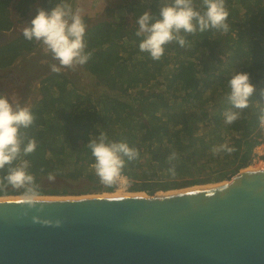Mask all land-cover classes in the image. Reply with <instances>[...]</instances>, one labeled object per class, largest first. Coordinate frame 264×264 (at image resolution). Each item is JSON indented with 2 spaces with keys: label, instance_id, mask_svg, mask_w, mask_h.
<instances>
[{
  "label": "trees",
  "instance_id": "trees-1",
  "mask_svg": "<svg viewBox=\"0 0 264 264\" xmlns=\"http://www.w3.org/2000/svg\"><path fill=\"white\" fill-rule=\"evenodd\" d=\"M58 2L0 0V31L13 28L12 10L24 17L36 6L50 11ZM164 2L134 0L128 4L129 22L104 20L95 27L98 35L85 34L86 51L92 56L82 67L97 85L119 96L75 92L68 88L67 77L59 73L41 80V98L31 108L34 121L20 130L24 143L35 138L37 148L0 169V178L7 175L9 167L27 160L28 172L35 178V196L69 194L63 188L60 191L62 186L48 189L43 185L49 172L55 173V179H86L99 185L91 167L95 158L87 145L101 132L107 136L106 143L123 142L137 150L138 156L133 160L122 156V176L129 181L128 190L133 193L151 196L188 185L229 181L251 164L253 149L261 138L259 117L264 110V0H225L229 11L227 33L212 28L194 34L181 31L186 46L173 41L165 46L161 59L153 61L139 50L143 36L135 34V20L145 11L158 14ZM237 3L245 9L235 19L232 12ZM193 7L201 13L205 11L202 0H193ZM35 46V40L27 41L19 35L0 48V67L11 65ZM197 60L201 61L198 67ZM212 62L215 66L210 65ZM236 72L249 73L255 86L249 106L242 110L234 108L227 99V82ZM153 81L162 84L164 94L145 91ZM135 87L141 91L133 100L122 99ZM229 111L240 114L231 124L225 123V113ZM222 146L234 151L227 152ZM205 170L210 175L198 178V172ZM187 176L194 179L190 183L183 181ZM114 189L115 184L95 187L106 193H113ZM24 192L25 189L8 185L0 187V197L23 196Z\"/></svg>",
  "mask_w": 264,
  "mask_h": 264
},
{
  "label": "water",
  "instance_id": "water-1",
  "mask_svg": "<svg viewBox=\"0 0 264 264\" xmlns=\"http://www.w3.org/2000/svg\"><path fill=\"white\" fill-rule=\"evenodd\" d=\"M36 197L0 198V264H264V168L151 196Z\"/></svg>",
  "mask_w": 264,
  "mask_h": 264
},
{
  "label": "clouds",
  "instance_id": "clouds-1",
  "mask_svg": "<svg viewBox=\"0 0 264 264\" xmlns=\"http://www.w3.org/2000/svg\"><path fill=\"white\" fill-rule=\"evenodd\" d=\"M205 11H197L193 7V0H167L159 7L158 14L153 15L145 11L135 20L138 30L136 36H143L139 43V50L147 53L153 61H159L164 54L165 46L176 41L181 47L186 46L185 36L197 31L204 32L209 28L222 33L229 31L227 23L229 11L225 0H202ZM87 25L79 11L74 12L72 6L60 0L50 11L38 9L30 25L24 26L22 35L27 41H38L50 52L53 59L59 62L50 65L53 73H59L61 68H75L84 66L92 56L86 51L85 41ZM230 94L228 101L236 109H245L249 106V98L255 91L247 72L232 74L227 82ZM239 112H226L225 123L231 124L239 118ZM264 125V110L259 117ZM34 116L27 106L19 102L13 103L6 95H0V169L11 166L18 157L28 155L37 148L35 138L28 139L27 143L21 138L20 130L32 125ZM107 136L101 132L98 139L90 140L87 145L91 149L95 163L91 165L100 183L111 187L118 182H124L122 169L127 157L133 160L138 156L134 148L126 143H106ZM225 151L234 149L222 146ZM30 165L27 160H21L15 166L9 167L7 175L0 178V187L5 185L16 189H25L20 203L32 205L35 189L34 176L28 172ZM47 179L53 181L55 173L49 172ZM125 186H127L125 184Z\"/></svg>",
  "mask_w": 264,
  "mask_h": 264
},
{
  "label": "rangeland",
  "instance_id": "rangeland-1",
  "mask_svg": "<svg viewBox=\"0 0 264 264\" xmlns=\"http://www.w3.org/2000/svg\"><path fill=\"white\" fill-rule=\"evenodd\" d=\"M132 1L134 0H65V2L69 3L72 6L74 12L79 11L80 15L82 16L84 22L87 25L86 34L90 32L91 35H93L94 33L97 35L99 34L98 31H95V27L101 21L113 20V22L121 23L122 21L126 20L129 22V13L127 12V10H128V4L131 3ZM235 6L236 9L233 10L232 17L237 19L242 16L245 8H242V5H240L239 3H237ZM38 9L40 8L36 6V8L31 10V12L24 17L23 16L19 17V15L13 12L12 10L11 15H12V20L14 22V26L10 31H7L6 33L12 36L22 35L23 27L30 25L31 20L35 17V14ZM219 48L223 49V46L221 47L219 46ZM217 54L218 51L216 50L215 52L216 57L218 56ZM199 60H201V57L199 58ZM23 63L26 64L25 71L27 75L26 77L29 79L30 82V91L29 94L26 95L25 99L20 100V96L16 94V99H12L11 101L13 103L19 102L21 106H27L31 110V108L41 98L40 95L41 80L45 78L47 75L53 73L50 70V65L56 64L58 67L60 65L57 60L53 59L52 54L45 50V46L38 41H36V46L33 48V50L30 53L24 55L20 63L21 67L23 66ZM196 63L198 67V63L200 64L201 61L198 62L197 60ZM210 65L215 66V62H212ZM59 74H63L65 77H67L70 83V86L68 88L75 92L78 91L80 93L90 94L91 96H100V95H107L110 97L119 96L109 88L105 86L97 85L94 78L87 71H85L82 66H76L75 68L72 69L61 68ZM161 85L162 84H158V82L153 81L150 83L148 88H145V91H150L157 93L158 95H162L164 94V88H161ZM140 91L141 89L139 87H135L134 89H131L126 95H124L122 99L131 101ZM259 165H264V156L258 159H254V160L252 159L251 164L245 169L253 168ZM208 175H210L209 170L198 172V178H203ZM213 177H218V174H214ZM193 179L194 178L187 176L183 181L186 182L188 181V183H190ZM223 182H228V180H223L220 182L210 183L206 185H211V184L213 185ZM125 184L127 186H125ZM43 185L47 186L48 189L62 186L60 188L61 189L60 191H62L63 188L69 193L68 195H58V196L47 195L49 197L74 198V197L101 196L103 194H110L95 190V187L99 185H102V187L105 188L106 186L103 185L102 183H100L99 185L92 184L86 179L63 180L56 178L53 181H49L48 179H45L43 181ZM53 185H55L56 187H53ZM129 186H130L129 181L127 180V182H123L118 186L115 185L114 192L121 189L122 192H124L125 194L133 193L128 190ZM191 187L194 186L188 185V188ZM86 191H89V193L86 195H81V193H85ZM142 194H144V196L147 195L146 193H142ZM7 197H17V196H6L5 198Z\"/></svg>",
  "mask_w": 264,
  "mask_h": 264
},
{
  "label": "flooded vegetation",
  "instance_id": "flooded-vegetation-1",
  "mask_svg": "<svg viewBox=\"0 0 264 264\" xmlns=\"http://www.w3.org/2000/svg\"><path fill=\"white\" fill-rule=\"evenodd\" d=\"M17 37L18 36H12L9 42L0 44V48L15 40ZM24 55L25 54H22L17 57L13 63L7 67H0V95H6L10 97V100L16 99V94L20 96V100H23L30 91V82L26 77L27 75L25 71L26 64L23 63V66H20ZM5 58L8 57L5 56Z\"/></svg>",
  "mask_w": 264,
  "mask_h": 264
},
{
  "label": "bare ground",
  "instance_id": "bare-ground-1",
  "mask_svg": "<svg viewBox=\"0 0 264 264\" xmlns=\"http://www.w3.org/2000/svg\"><path fill=\"white\" fill-rule=\"evenodd\" d=\"M262 169L264 168V165H259V166H255L253 168H249V169ZM220 184V183H219ZM208 186V185H207ZM212 186V185H210ZM201 187V186H199ZM198 186H194V187H191V188H187V189H197ZM182 190H186V189H182ZM101 196H109V197H129V196H144V194L142 193H127L125 194L124 192H122L121 189L117 190L116 192H113V193H110V194H103ZM3 199H22L23 196H17V197H7V198H4V197H1ZM35 198V197H34ZM37 198V197H36ZM38 198H44V199H51V198H59V197H49V196H46V197H38ZM71 198V197H69Z\"/></svg>",
  "mask_w": 264,
  "mask_h": 264
},
{
  "label": "built area",
  "instance_id": "built-area-1",
  "mask_svg": "<svg viewBox=\"0 0 264 264\" xmlns=\"http://www.w3.org/2000/svg\"><path fill=\"white\" fill-rule=\"evenodd\" d=\"M262 131H261V138L259 139V142L255 145L252 153V159H258L264 156V125L261 124ZM127 182V179L124 181ZM123 182H118L115 185L118 186Z\"/></svg>",
  "mask_w": 264,
  "mask_h": 264
}]
</instances>
